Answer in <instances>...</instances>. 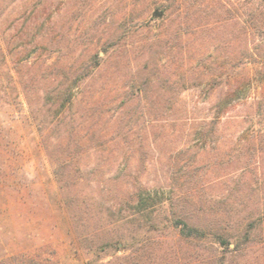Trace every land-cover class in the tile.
Returning a JSON list of instances; mask_svg holds the SVG:
<instances>
[{
    "label": "rangeland",
    "instance_id": "obj_1",
    "mask_svg": "<svg viewBox=\"0 0 264 264\" xmlns=\"http://www.w3.org/2000/svg\"><path fill=\"white\" fill-rule=\"evenodd\" d=\"M263 57L264 0H0V264L48 247L61 264L89 259L43 147L42 120L55 145L71 127L105 136L83 140L72 171L89 206L81 229L150 227L156 238L162 211L194 217L191 186L181 188L187 171L177 173L180 186L172 180L183 165L204 185L199 203L221 209L200 211L198 221L231 213L264 222ZM77 71L89 75L61 110L59 93ZM31 75L28 104L21 78ZM94 100L107 107L92 111ZM131 243H117L104 262L129 255ZM261 250L255 244L242 259L260 264Z\"/></svg>",
    "mask_w": 264,
    "mask_h": 264
},
{
    "label": "trees",
    "instance_id": "obj_2",
    "mask_svg": "<svg viewBox=\"0 0 264 264\" xmlns=\"http://www.w3.org/2000/svg\"><path fill=\"white\" fill-rule=\"evenodd\" d=\"M163 15V12L156 13L155 18L161 19ZM262 60L264 62V57ZM147 65L148 64H146L144 68H147ZM77 72L78 73H73V76L77 74L75 78H72L74 84L65 85L59 93L61 110H65L67 104L73 103L74 88L78 85L80 80H84L89 75L86 71L82 73L81 71ZM71 74L72 73L68 71L64 74V77L69 80ZM22 78V89L26 94L28 104H31L29 101L31 100V94L37 87V85L33 84L35 77L31 75L27 76L26 79ZM147 83L148 82L143 83L144 86H146L140 88L138 93L147 94ZM91 106L92 111H100L107 107V105L100 100L92 101L90 107ZM38 125L43 147L54 168L53 174L58 188L61 193L64 194V202L79 246L89 256L86 264H259L256 261L244 262L242 259L244 254L251 253L249 250H252L255 244H260L261 246L262 253L260 257L262 258L260 262L262 260V263L260 264H264V234L261 233V225L264 223L263 218L257 216V218H255L254 216L242 219V216L239 215L237 217L229 215L231 213L218 215V213L211 214L208 212V214H211L208 217V221H205L204 224L198 221L200 211H221V209L217 204L205 207L204 204L202 205L199 203L197 198L200 193H203L204 185L198 182L194 171H192V169L189 171L187 165L178 167L172 174V180L177 182V173L179 174L187 171L188 178L185 179L182 185L179 182H177V184H179V186L181 185V188L191 186L187 187L185 191H189L192 196V198L190 197L192 200L190 202H192L191 205L193 206V211H195L194 217L182 213L181 211L183 210L181 209L178 211H162L159 216V222L162 225L156 228L158 234L156 238H159L158 240L153 237H148V234H150V232L152 233L150 227H147V229L143 231L144 235L140 232L135 233L134 230L131 229L126 230L128 233L124 234L125 230H121L119 227L107 223L95 229L79 228V226L81 227L80 223L85 220V217L88 218L90 213H87V211H89V206L86 207L85 202L81 205L79 200L81 194L77 189V183L72 182V177L74 176L72 171L76 163H78L77 158L82 154L80 148L84 144L83 140L90 137V139L93 140L98 139L99 142L103 140L105 136H98L90 129L86 132L79 131L78 133V130L71 127L68 130L69 137L67 142L55 145L50 143V138L47 133V121H39ZM217 125V120H214L211 122L210 127L218 128ZM77 134L80 135V139L77 141L73 140V137L76 138ZM259 139L258 141H260L263 146L259 149L263 152L264 135ZM254 151V154L250 152V156L256 158L259 150L256 149ZM257 195L260 194L257 193ZM186 200L187 199L183 196L178 198V202L180 203H184ZM258 204L259 205L255 207L256 210H260L263 207V204L259 202ZM161 206L162 209H166L164 203H161ZM80 208H83L84 211L87 209L85 216L78 213ZM193 219L196 221H193ZM258 228L259 231L257 232ZM131 234L134 235L132 236ZM253 236L259 238V241L257 242L255 240L256 238H253ZM138 237L143 238L136 239ZM127 240L132 241L130 245L131 253L129 255L123 257L117 256L111 261L104 262L105 256H110L111 250L114 249L117 243L126 242ZM175 240L177 243H175ZM233 241L236 245L234 249H231L230 245ZM182 245H187L189 247L186 252H183ZM48 250L50 251H47V253L46 251L44 253L35 251L31 256L24 255L20 257V259L16 258L14 260L16 262L15 264H61L55 257V251L52 250L51 247H48ZM157 252L160 256L159 261L154 258ZM230 259L232 260L231 262H229Z\"/></svg>",
    "mask_w": 264,
    "mask_h": 264
}]
</instances>
